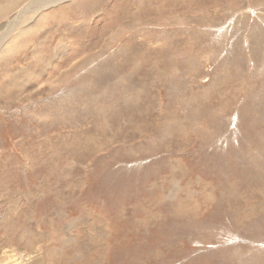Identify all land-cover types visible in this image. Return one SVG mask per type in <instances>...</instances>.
<instances>
[{"label":"rangeland","instance_id":"1","mask_svg":"<svg viewBox=\"0 0 264 264\" xmlns=\"http://www.w3.org/2000/svg\"><path fill=\"white\" fill-rule=\"evenodd\" d=\"M24 18L0 46V264H264V0Z\"/></svg>","mask_w":264,"mask_h":264},{"label":"bare ground","instance_id":"2","mask_svg":"<svg viewBox=\"0 0 264 264\" xmlns=\"http://www.w3.org/2000/svg\"><path fill=\"white\" fill-rule=\"evenodd\" d=\"M61 1L62 0H28V1H26V3H24L20 8H18L7 19V21L2 22L1 23L2 25L0 24V46L3 45V43L6 41V39L10 38L9 34L12 31V29L17 27L18 25H20V27L22 26V23H24L23 19H25L24 16L27 13L38 11L41 8L47 7L49 5L52 6L53 4L59 3ZM9 8L10 7H8L5 10V13H7L6 11H8ZM8 257H9V255H6L5 259L8 258ZM11 258H13V257H11ZM5 259H3V260H5ZM9 262H10V264H14V261H12V262L9 261Z\"/></svg>","mask_w":264,"mask_h":264}]
</instances>
